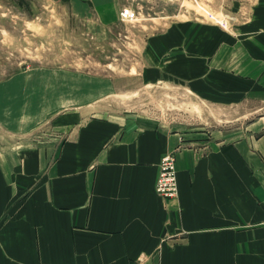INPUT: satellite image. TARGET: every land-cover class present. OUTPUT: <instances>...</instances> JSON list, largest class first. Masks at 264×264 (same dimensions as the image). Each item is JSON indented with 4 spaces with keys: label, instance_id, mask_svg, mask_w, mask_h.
I'll list each match as a JSON object with an SVG mask.
<instances>
[{
    "label": "crops",
    "instance_id": "1",
    "mask_svg": "<svg viewBox=\"0 0 264 264\" xmlns=\"http://www.w3.org/2000/svg\"><path fill=\"white\" fill-rule=\"evenodd\" d=\"M99 1L104 25L110 0ZM197 57L194 93L254 108L238 132L83 107L55 113L33 139L0 128V264H264V25ZM169 152L175 199L155 188Z\"/></svg>",
    "mask_w": 264,
    "mask_h": 264
},
{
    "label": "rangeland",
    "instance_id": "2",
    "mask_svg": "<svg viewBox=\"0 0 264 264\" xmlns=\"http://www.w3.org/2000/svg\"><path fill=\"white\" fill-rule=\"evenodd\" d=\"M97 5L0 0V128L9 141L42 135L51 116L79 107L189 133L245 127L254 108L209 104L191 90L193 64L264 25V0H110L104 25ZM125 7L136 18L122 20Z\"/></svg>",
    "mask_w": 264,
    "mask_h": 264
},
{
    "label": "built area",
    "instance_id": "3",
    "mask_svg": "<svg viewBox=\"0 0 264 264\" xmlns=\"http://www.w3.org/2000/svg\"><path fill=\"white\" fill-rule=\"evenodd\" d=\"M122 20H133L136 11L131 7H125L120 12ZM156 191L166 199H175L179 194L176 174V159L173 152L163 155L159 165V175L156 181Z\"/></svg>",
    "mask_w": 264,
    "mask_h": 264
}]
</instances>
